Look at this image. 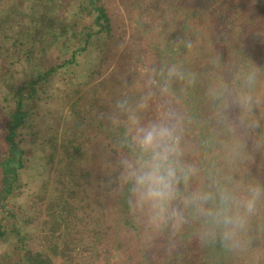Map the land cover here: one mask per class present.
<instances>
[{
    "label": "trees",
    "instance_id": "1",
    "mask_svg": "<svg viewBox=\"0 0 264 264\" xmlns=\"http://www.w3.org/2000/svg\"><path fill=\"white\" fill-rule=\"evenodd\" d=\"M166 4L163 78L197 145L174 231L136 191L138 112L101 78L124 39L110 0H0V264H264V0Z\"/></svg>",
    "mask_w": 264,
    "mask_h": 264
},
{
    "label": "rangeland",
    "instance_id": "2",
    "mask_svg": "<svg viewBox=\"0 0 264 264\" xmlns=\"http://www.w3.org/2000/svg\"><path fill=\"white\" fill-rule=\"evenodd\" d=\"M163 1L165 2L134 0L130 4L126 0H110L111 12L115 16V27L124 37L119 51L123 55L120 56L119 53L116 57L113 73L110 75L109 71H106L101 78L109 76V90L110 86H113L118 99L125 95L131 102V109L138 112V140L142 135L139 130L153 123H164L174 129L176 153L170 159L176 168L177 182L173 185L171 196L165 198L163 217L165 229L174 231L188 217L177 194L180 188V174L175 161L179 160L186 164L190 162L191 153L196 151L197 145L193 126L187 120L185 104L173 94L163 78L167 73L163 67L171 50V43L163 34L166 27H169L170 9L166 0ZM167 1L171 4V0ZM153 2L161 4L160 10L157 9L158 13H154L156 6H152ZM148 7L150 10H147ZM146 13L158 14L161 20L147 21L144 17ZM92 67L91 61L82 59L78 74L85 78Z\"/></svg>",
    "mask_w": 264,
    "mask_h": 264
},
{
    "label": "clouds",
    "instance_id": "3",
    "mask_svg": "<svg viewBox=\"0 0 264 264\" xmlns=\"http://www.w3.org/2000/svg\"><path fill=\"white\" fill-rule=\"evenodd\" d=\"M139 131L142 133L139 137V145L145 152L151 150V159L142 163L138 173H132L137 185L136 191L139 192L141 200H162L171 196L173 185L177 182L176 168L170 159L176 153L174 129L164 123H153ZM124 165L126 168H132V165L127 161L124 162ZM252 204L253 202L249 201V210H251ZM224 223L240 222L225 216Z\"/></svg>",
    "mask_w": 264,
    "mask_h": 264
}]
</instances>
